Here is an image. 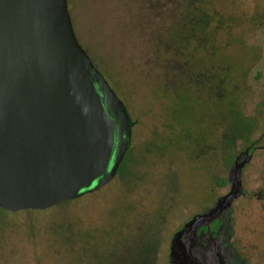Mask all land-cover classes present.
<instances>
[{
	"label": "flooded vegetation",
	"instance_id": "obj_1",
	"mask_svg": "<svg viewBox=\"0 0 264 264\" xmlns=\"http://www.w3.org/2000/svg\"><path fill=\"white\" fill-rule=\"evenodd\" d=\"M237 5L244 2L181 0L177 25L157 42L152 107L159 118L149 131L162 144L153 145L154 164L164 176L176 161L183 169L196 167L210 188L170 234L164 264H264V32L248 41L249 30L264 29V18L252 22L257 13L244 10L235 15ZM234 53L244 60L238 67L229 61ZM128 119L120 164L133 148L136 123ZM236 179L239 191L228 203ZM153 231L141 235L144 257L156 256Z\"/></svg>",
	"mask_w": 264,
	"mask_h": 264
},
{
	"label": "rangeland",
	"instance_id": "obj_2",
	"mask_svg": "<svg viewBox=\"0 0 264 264\" xmlns=\"http://www.w3.org/2000/svg\"><path fill=\"white\" fill-rule=\"evenodd\" d=\"M242 1L235 15L244 10L257 13L252 22L261 21L259 14L264 18V0ZM67 7L78 44L136 123L133 148L122 167L125 176L95 192L42 211L0 209V264H164L170 234L210 189L196 167L183 169L176 161L164 176L154 164L153 145L162 143L149 131L159 118L152 82L160 69L153 59L157 42L177 25L181 0H67ZM249 32L251 43L264 29ZM238 55L229 58L233 67L244 61ZM154 221L156 256L144 257L141 235Z\"/></svg>",
	"mask_w": 264,
	"mask_h": 264
},
{
	"label": "water",
	"instance_id": "obj_3",
	"mask_svg": "<svg viewBox=\"0 0 264 264\" xmlns=\"http://www.w3.org/2000/svg\"><path fill=\"white\" fill-rule=\"evenodd\" d=\"M129 137L123 104L76 40L67 0H0V209L42 211L97 191ZM238 191L236 179L224 199Z\"/></svg>",
	"mask_w": 264,
	"mask_h": 264
},
{
	"label": "trees",
	"instance_id": "obj_4",
	"mask_svg": "<svg viewBox=\"0 0 264 264\" xmlns=\"http://www.w3.org/2000/svg\"><path fill=\"white\" fill-rule=\"evenodd\" d=\"M122 167H123V163L122 164L119 163V165L116 169L115 175L113 176V178L111 180H113L114 178H117V177L119 178V177L125 176V174L122 172Z\"/></svg>",
	"mask_w": 264,
	"mask_h": 264
}]
</instances>
